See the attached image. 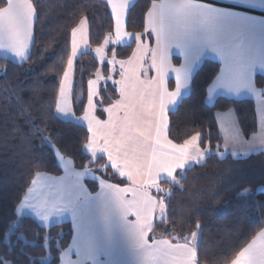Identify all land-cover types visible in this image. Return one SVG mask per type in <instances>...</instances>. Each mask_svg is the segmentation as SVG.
Segmentation results:
<instances>
[{"label":"snow or ice","instance_id":"1","mask_svg":"<svg viewBox=\"0 0 264 264\" xmlns=\"http://www.w3.org/2000/svg\"><path fill=\"white\" fill-rule=\"evenodd\" d=\"M129 3L130 0H107L115 19V38L106 36L104 46L121 44L129 37L136 43L127 60L117 61L113 52L112 60L108 61L113 71L119 63L120 79L113 81L119 86V98L100 109L101 114L107 113V119L97 115L98 104H103L95 99L99 96L98 84L105 79L99 73L88 81L82 117L75 116L69 103L73 62L81 45L87 46L86 17L72 29L71 55L60 81L56 109L66 117L86 121L90 134L86 147L91 158L103 153L106 160L102 169L107 172L110 168L114 175L130 183L114 184L104 176H95L86 166L83 171L65 166V175L61 177H42L37 172L31 186L14 205L4 232L7 235L17 227L25 209L44 222L69 213L71 241L60 240L55 249L60 264H199L197 232L174 237L176 243L167 238L149 242L154 217L158 214L159 222L163 223L169 208L166 200L170 190L161 188L160 181L167 179L179 185L186 178L185 169L201 163L211 151L201 148L200 132L182 143L169 139L168 113L189 89L201 58L206 53L215 54L221 67L207 87L208 100L218 89L237 96L247 91L256 96L260 105L261 131L254 133L252 141L243 139L233 119V109L217 113L221 128L230 133L225 136V149L231 144L233 157L264 149V86L257 87L255 79L258 68L264 72V15L252 11L264 13V0H150L142 31L134 33L125 30ZM36 17L33 0H0V50L21 60L28 58ZM145 36L154 38V46L144 41ZM104 46L95 49L101 62L105 60ZM173 48L183 58L179 66L172 63ZM170 73L174 74V88ZM36 131L42 141L51 143L38 127ZM219 155L223 158L224 153ZM89 173L98 182L96 193L89 191L83 182ZM152 190L165 195L154 196ZM258 190H264V185ZM252 191L250 187H242L240 195ZM42 239L47 244L50 233ZM73 250L75 259L70 258ZM3 255L0 264H15L14 259H7V253ZM225 264H264V227Z\"/></svg>","mask_w":264,"mask_h":264},{"label":"trees","instance_id":"2","mask_svg":"<svg viewBox=\"0 0 264 264\" xmlns=\"http://www.w3.org/2000/svg\"><path fill=\"white\" fill-rule=\"evenodd\" d=\"M33 3L37 17L27 60L17 64L0 57V259L7 253V259H14L15 264H59L55 249L60 240L70 243V222L46 228L25 216L18 218L17 227L7 235L4 225L37 172L62 174L54 148L70 158L77 169L91 167L98 176L114 184H128L127 180L114 175L112 169L107 172L102 169L104 157L90 162L84 150L89 136L87 128L64 120L56 113L60 81L71 54L72 29L87 18L91 49L77 58L74 73L73 109L75 115L80 116L86 106L88 81L101 67L92 48L102 45L105 37L114 31V20L103 0H33ZM149 6L150 0H136L128 13L129 32L142 31L143 17ZM134 46V41L128 45H111L107 53L115 52L118 59L125 60ZM101 69L105 76L109 75L108 62ZM219 70L218 62L205 60L194 74L189 95L168 114L170 139L182 143L200 132L201 148L213 152L203 162L185 169L186 178L181 179L179 185L160 182L162 187L171 189L166 200L167 219L163 223L156 219L149 234L150 242L160 238L177 242L174 237L199 231V264H225L264 227V190H258L264 185V150L246 157L225 154L221 158L216 153L223 151V139L215 112L233 108L242 133L250 137L258 130L256 104L252 99L218 97L214 105H208L207 87ZM115 76L117 78L119 73ZM256 82L259 87L264 86V77L256 76ZM118 97L114 83L101 85L97 98L103 101L97 111L101 119L106 113L101 114L100 109ZM37 127L49 137L50 144L42 141ZM86 185L93 193L99 189L94 180H86ZM242 187L253 191L240 195ZM49 233L51 240L44 244L42 237Z\"/></svg>","mask_w":264,"mask_h":264},{"label":"crops","instance_id":"3","mask_svg":"<svg viewBox=\"0 0 264 264\" xmlns=\"http://www.w3.org/2000/svg\"><path fill=\"white\" fill-rule=\"evenodd\" d=\"M103 1H105V2L107 3V0H103ZM135 2H136V0H130V3H129V8H130V9H131V7L135 4ZM217 2H222V0H217ZM224 4L227 5L226 2H225ZM108 6H109V9H110V12H111V6H110V5H108ZM257 11H259V10H257ZM111 14H112V13H111ZM254 14H256V13H254ZM256 15H261V14H256ZM112 17H113V16H112ZM127 18H128V14H126V16H125V30H126V31H128V30H127V27H126V26H127ZM113 20H114V31H113L112 33L108 34L107 36L111 35L112 39L114 40V38H115V19H114V17H113ZM35 23H36V18L34 19V23H33V41H34V26H35ZM78 24H79V23H78ZM77 26H78V25H77ZM77 26H76V27H77ZM86 39H87V46L81 45V47H80V49H79V51H78V53H77V56H76V58L74 59V62H73V70H72V90H71V93H70V96H69V103H70V106H71V109H72L73 112H74V109H73V87H74V73H75V64H76V60H77V58H78L82 53H85V52H87V51H89V50L91 49V47H90V43H89V23H88V20H87V24H86ZM71 40H72V34H71ZM133 41H134V39H133L132 37H129V38H127L125 41H123L121 44L109 43V44L106 46V48H107V50H108L109 46H111V45H112V46L128 45V44H130V43L133 42ZM144 41H145L146 43H149L150 46H154V44H155V40H154V38H151V39H150L148 36H145V37H144ZM134 42H135V41H134ZM32 45H33V42H32V43L30 44V46H29V54H30V51H31ZM101 46H104V42H103L102 45H100V46H98V47H101ZM94 48H97V47H94ZM135 48H136V43H135V46H134V49H133V50H135ZM92 49H93V48H92ZM70 55H71V54H70ZM131 55H132V54H131ZM131 55H130V56H131ZM28 56H29V55H28ZM0 57H2V58H4V59H7V60H10V61H12V62H14V63H17V64H19V63H23L24 61L27 60V58L21 60L20 58L15 57L13 54H11V53H9V52H6V51H4V50H0ZM171 57H172V63H173L174 65H176V66H179V64L183 62V58L179 55V50H177V49H175V48L172 49ZM112 58H113V54L109 55V54L107 53V62L110 61V60H112ZM128 58H129V57H128ZM128 58H127V59H128ZM115 59H117V61L122 60V59H118L116 56H115ZM127 59H125V60H127ZM207 59H210V60H213V61L218 62V63L220 64V67H221V62H220V60L215 56V54H212V53H206L205 56L201 58V61L198 63V65H197V67H196V69H195V71H194V74H195L196 70L202 65V63H203L205 60H207ZM98 61H99V60H98ZM147 62H149V61L146 60V63H147ZM109 65H110V72H109V75H108V76H105V75L103 74V72H102V75H101V76L104 77L105 79H102V80L99 81V84H98V90H99V91H100V87H101V85H102L103 83H105V82H111V83H113V81H115V80H119V79H120V66H119V63H117V64L115 65V71H113V69H112L110 63H109ZM100 68H101V67H100ZM100 68H99V69H100ZM99 69H98V71H99ZM98 71L96 72L94 78H92V79H95V78H96ZM219 71H220V70H219ZM117 72L119 73V76L116 78L115 75H116ZM149 75H154V73H149ZM258 75L264 77V72H261V70H259V68H258L257 71H256L255 79H256V76H258ZM214 79H215V78H214ZM169 80H170L171 87L174 88V74H172V73L169 74ZM116 87H117V90H118L119 86L116 85ZM257 87H259V86L257 85ZM191 89H192V83H191L189 89H187V90L184 92V95H183L182 99H183L184 97H186L187 95H189V93L191 92ZM118 92H119V91H118ZM207 96H208V93H207V95H206V102H207V104L210 105V106L214 105V103H215V101H216V99H217L218 97H226V98H229V99H235V100H240V99H252V100H254V102H255V104H256V117H257V123H258V130H257L256 134L260 133V131H261V124H260V117H259V112H258V109H259V106H260V105H259V101L257 100L256 96H254L252 93L247 92V91H244V92H241L239 96H237V95H235V94L228 93V92H226V91H224V90H222V89H218L217 92L213 94V97H212V100H211V101L208 100ZM97 98H98V96H97L95 99L97 100ZM118 98H119V97H118ZM180 102H181V101H180ZM180 102H179V103H180ZM179 103H178V105H179ZM86 105H87V101H86ZM178 105H177V106H178ZM177 106H175L174 109H176ZM85 107H86V106H85ZM174 109H173V110H174ZM230 109H233V108H230ZM233 110H234V109H233ZM171 111H172V110H171ZM228 111H229V109L226 110V111H216V112H215L216 123H217V125H218V129H219L220 134H221L222 139H223V145H222V147H223V151H222V152L224 153V155H225V154H231V152H232V146H231V144L229 145V148H228L227 150H226L225 147H224V144H225V136H226V134H230V133H226V132L221 128V120H220V118L218 117L217 113H221V114H223V113H227ZM56 113H57V115H58L60 118H62V119H64V120H68V121L76 122V123H78V124L84 126L85 128H87V122L84 121L83 119L75 120V119H73L71 116L66 117V116H64L62 113L58 112L57 109H56ZM83 114H84V113H83ZM83 114L80 115V116H76V115H75V116H76V117H82ZM168 114H169V113H168ZM104 119H105V120L107 119V113H106V117H105ZM233 119H234V121L236 122V126L238 127V129H239L240 132L242 133V130H241V127H240V124H239V121H238V118H237V115H236L235 110H234ZM89 135H90V134H89ZM253 135H254V134H252L250 137H245L244 134L242 133L243 139H244L245 141H252V140H253ZM169 139H170V138H169ZM207 149H208V148H207ZM84 150H85V152L88 154V156L91 158V153H90L89 150L87 149L86 145H85V147H84ZM263 150H264V149H261V150H259V151H263ZM212 152H213V151L211 150L209 153H212ZM255 152H258V151H252V152H250L248 155H250V154H252V153H255ZM55 154H56V158H57L58 164H59L60 168L62 169V174H61V175H53V174L46 173V172H39V173H41L42 177H49V176H50V177H61V176H64V175H65V166H67V168H68L69 170H72V169H75V170H77V171H83V170H84V169H77V168L74 166L73 161H72L70 158H66V157H64L59 151L56 150V151H55ZM231 155H232V154H231ZM248 155H247V156H248ZM59 156H62L63 159H62V160L59 159ZM206 156H207V155H206ZM206 156H205V158H206ZM99 157H104V158L106 159V156H104L103 153H97V156H96L95 158H91V161L94 162V161H96ZM236 157H246V156H244L243 154H238ZM205 158H204V159H205ZM203 161H204V160H203ZM203 161H202V162H203ZM194 165H196V164H194ZM192 166H193V165H192ZM190 167H191V166H190ZM87 168L92 169L91 167H87ZM188 168H189V167H188ZM186 169H187V168H186ZM92 170H93V169H92ZM93 172H94V171H93ZM94 174H95V176H98L95 172H94ZM98 177H99V176H98ZM34 178H36V175H35ZM86 180H94V179L92 178V173H89L88 175H86V176L84 177V181H83V182H84L85 185H86ZM125 180H126V179H125ZM94 181H96V180H94ZM162 181H168V180H167V179H162L160 182H162ZM127 182H128V181H127ZM128 183H130V182H128ZM86 186H87V185H86ZM123 186H125V185H123ZM88 189H89V188H88ZM89 191H90V190H89ZM98 191H99V189H98ZM98 191H97V192H98ZM95 193H96V192H95ZM151 194L154 195V196H158V195H156V191H155V190H152V191H151ZM25 216L34 218V219H35V220H36L41 226L46 227V228L51 227V226H53V225H55V224L63 223V222H70V223H71V215H70L69 213H65V214H63L62 216H59V217L53 216V217L50 218V220H49L48 222H44V221L39 220V218L36 217V216L34 215V213H32L31 210H29V209H25V210L23 211V213L20 215L19 218H21V217H25ZM156 219H158V214L154 217V222H155ZM71 224H72V223H71ZM197 232H199V231H197ZM149 234H150V233H149ZM198 241H199V236H198V239H197V244H198ZM149 242H150V241H149ZM172 242H173V243H176V242H174V241H172ZM181 243H183V242H181ZM70 258H71V259H75L74 250H73V252L70 254ZM49 259H50V258H48L47 261H48ZM66 259H67V258H66ZM59 264H60V263H59Z\"/></svg>","mask_w":264,"mask_h":264},{"label":"rangeland","instance_id":"4","mask_svg":"<svg viewBox=\"0 0 264 264\" xmlns=\"http://www.w3.org/2000/svg\"><path fill=\"white\" fill-rule=\"evenodd\" d=\"M101 47H102V46H101ZM95 49H96V48H93L92 50H93V52H94L96 58L99 60V62H100V66L102 67V65H103L105 62H107V48H106V46H104L105 60H104L103 62H101L99 56H98L97 53L95 52ZM116 60H117V59H116ZM111 67H112V69H113V65H112V64H111ZM98 73H99L100 75H102V69H101V68L99 69ZM54 151H56L55 148H54ZM216 153L219 154V153H223V152L216 151ZM248 156H249V155H248ZM161 188L165 189L166 191H167V190H170V192H171V189H170L169 187H162V186H161ZM156 194H157L158 196H163V195H165L164 192H160V193L156 192ZM158 219H160V218H159V215H158ZM197 233H198V236H199V232H197ZM187 236H188V235H187Z\"/></svg>","mask_w":264,"mask_h":264}]
</instances>
